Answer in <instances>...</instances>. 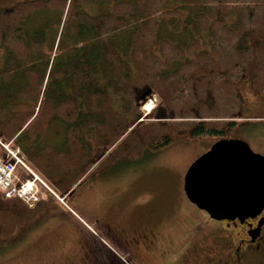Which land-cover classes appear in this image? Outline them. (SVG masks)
<instances>
[{
  "label": "trees",
  "instance_id": "16d2710c",
  "mask_svg": "<svg viewBox=\"0 0 264 264\" xmlns=\"http://www.w3.org/2000/svg\"><path fill=\"white\" fill-rule=\"evenodd\" d=\"M78 1L0 11V136L50 189L70 196L115 162L168 147L172 136L219 139L250 124L239 119L237 85L245 79L264 97V0H199L191 16L168 7L177 0H83L96 13ZM49 30L70 46L45 53ZM168 30L189 38L181 43ZM151 94L158 102L143 116ZM54 122L64 126L58 145L48 138ZM14 175L18 186L28 178ZM45 193L32 209L0 193V247L46 219L55 199Z\"/></svg>",
  "mask_w": 264,
  "mask_h": 264
},
{
  "label": "rangeland",
  "instance_id": "374dc122",
  "mask_svg": "<svg viewBox=\"0 0 264 264\" xmlns=\"http://www.w3.org/2000/svg\"><path fill=\"white\" fill-rule=\"evenodd\" d=\"M25 1L33 0H0V11ZM76 3H82L88 12L98 8L93 2L79 0ZM177 6L183 7L190 16L201 9L199 0H177L168 4L169 8ZM43 19L46 17L37 18V22L41 23ZM187 28L191 29V24ZM165 34L181 43L189 38L187 30L178 34L168 30ZM69 46L65 38H59L49 30L43 50L48 54L58 50L59 54ZM2 65L3 53H0V67ZM237 87L243 99L239 119L250 124L240 129H228L219 139L172 136L168 147L144 153L138 161H117L109 170L82 183L70 196H60L51 189L57 196L47 193L55 199V204L46 219L10 246L0 247V264H81L82 255L88 249L103 251L104 243L114 249L112 238L114 240L117 225L125 228L137 216L147 223L161 222L163 226L160 223L158 226L164 232L174 229L182 219H185L182 224L187 223L193 229L196 220L199 217L205 220V217L185 200L182 193L183 178L189 166L218 141L241 140L255 153L264 155V139L261 138L264 135V97L254 93L245 79ZM157 102V96L151 94L141 107L143 116ZM54 123L48 138L57 133L50 142L58 145L64 126ZM38 187L39 196L44 199V189L40 184Z\"/></svg>",
  "mask_w": 264,
  "mask_h": 264
},
{
  "label": "flooded vegetation",
  "instance_id": "af4514ba",
  "mask_svg": "<svg viewBox=\"0 0 264 264\" xmlns=\"http://www.w3.org/2000/svg\"><path fill=\"white\" fill-rule=\"evenodd\" d=\"M181 187L185 197L183 183ZM191 205L205 217L193 229L182 219L164 232L161 222L147 223L137 216L125 228L117 225L114 249H88L81 264H264V205L247 218L227 215L218 220Z\"/></svg>",
  "mask_w": 264,
  "mask_h": 264
},
{
  "label": "water",
  "instance_id": "95a60500",
  "mask_svg": "<svg viewBox=\"0 0 264 264\" xmlns=\"http://www.w3.org/2000/svg\"><path fill=\"white\" fill-rule=\"evenodd\" d=\"M183 191L210 218L252 216L264 205V156L241 140L218 141L189 166Z\"/></svg>",
  "mask_w": 264,
  "mask_h": 264
},
{
  "label": "built area",
  "instance_id": "2783aa9c",
  "mask_svg": "<svg viewBox=\"0 0 264 264\" xmlns=\"http://www.w3.org/2000/svg\"><path fill=\"white\" fill-rule=\"evenodd\" d=\"M2 147L7 153V158L11 162H5L0 159V191L5 194L7 198L17 197L26 206L32 208L38 202V189L35 181L38 178L33 175V180L23 183L18 188L14 185L13 173L16 166H22L27 169L21 157L18 156L17 151L10 149L9 144H2Z\"/></svg>",
  "mask_w": 264,
  "mask_h": 264
},
{
  "label": "crops",
  "instance_id": "0c3cea01",
  "mask_svg": "<svg viewBox=\"0 0 264 264\" xmlns=\"http://www.w3.org/2000/svg\"><path fill=\"white\" fill-rule=\"evenodd\" d=\"M97 7H99V6H97ZM55 124H57V125H59V126H61V127H62V125H61L60 123H58V122H57V123H55ZM54 136H56V133H54V135H53V136L50 138V140H53V137H54Z\"/></svg>",
  "mask_w": 264,
  "mask_h": 264
}]
</instances>
